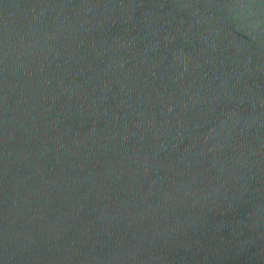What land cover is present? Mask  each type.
I'll return each instance as SVG.
<instances>
[{
  "label": "water",
  "instance_id": "95a60500",
  "mask_svg": "<svg viewBox=\"0 0 264 264\" xmlns=\"http://www.w3.org/2000/svg\"><path fill=\"white\" fill-rule=\"evenodd\" d=\"M0 264H264V0H0Z\"/></svg>",
  "mask_w": 264,
  "mask_h": 264
}]
</instances>
